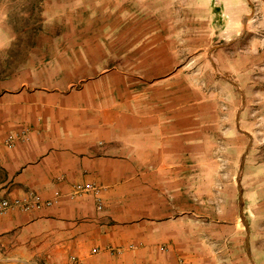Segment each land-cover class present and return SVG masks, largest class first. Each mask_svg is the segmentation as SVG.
Returning a JSON list of instances; mask_svg holds the SVG:
<instances>
[{"label":"crops","instance_id":"0c3cea01","mask_svg":"<svg viewBox=\"0 0 264 264\" xmlns=\"http://www.w3.org/2000/svg\"><path fill=\"white\" fill-rule=\"evenodd\" d=\"M2 1L0 264H264V0Z\"/></svg>","mask_w":264,"mask_h":264},{"label":"rangeland","instance_id":"374dc122","mask_svg":"<svg viewBox=\"0 0 264 264\" xmlns=\"http://www.w3.org/2000/svg\"><path fill=\"white\" fill-rule=\"evenodd\" d=\"M257 1V0H255ZM21 0H3L2 3L7 7V11L9 12V15L11 17V20L8 22L9 23V30H12L13 32L20 33L19 37L17 39L20 40V42L24 43L27 42L28 40H31V34L30 30L32 28V15H29L30 9H28L27 3H21ZM239 5H242V8H239ZM252 2L251 0H248L246 3L245 0H242V4H233L231 8V12L237 13L241 11L242 13H245L246 15H250L252 12H254V8L252 9ZM2 4L0 5V14L2 10ZM30 7V6H29ZM4 11L2 10V13ZM26 13H28L29 16H25ZM34 13L35 10H34ZM221 14V12L219 11ZM249 13V14H248ZM251 14V15H252ZM9 17V18H10ZM1 58V55H0ZM237 216V213H235ZM241 226V225H240ZM244 230H242L241 235H244ZM252 240H253V247L255 250L261 249L264 251V218H256V220H253V226H252ZM248 233H249V228H248ZM219 248L222 247V245H218ZM245 254V255H244ZM241 260L238 264H253V261L251 260L250 255L246 258V251L244 253V249L241 248ZM250 258V259H249ZM259 262V260H258Z\"/></svg>","mask_w":264,"mask_h":264},{"label":"built area","instance_id":"2783aa9c","mask_svg":"<svg viewBox=\"0 0 264 264\" xmlns=\"http://www.w3.org/2000/svg\"><path fill=\"white\" fill-rule=\"evenodd\" d=\"M22 139L27 138V131H23L21 133ZM20 137L17 134L10 133L8 134L4 139H0V149L1 147L5 148H12L15 146L16 141ZM87 190H96V188L91 184H85V185H77L76 191L82 192ZM51 199H43L38 195L31 194L29 197L24 198H7V197H1L0 196V214L9 212V211H21V212H27L34 209H39L42 206H49L52 204ZM101 201H98V207H101ZM20 264V263H18ZM46 264H55V263H46Z\"/></svg>","mask_w":264,"mask_h":264}]
</instances>
